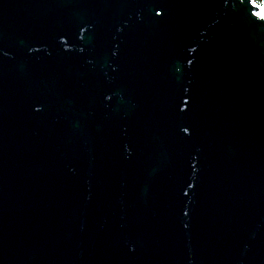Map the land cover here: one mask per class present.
<instances>
[{
	"label": "water",
	"instance_id": "obj_1",
	"mask_svg": "<svg viewBox=\"0 0 264 264\" xmlns=\"http://www.w3.org/2000/svg\"><path fill=\"white\" fill-rule=\"evenodd\" d=\"M259 10L0 0V264H264Z\"/></svg>",
	"mask_w": 264,
	"mask_h": 264
},
{
	"label": "snow or ice",
	"instance_id": "obj_2",
	"mask_svg": "<svg viewBox=\"0 0 264 264\" xmlns=\"http://www.w3.org/2000/svg\"><path fill=\"white\" fill-rule=\"evenodd\" d=\"M250 3L253 8L260 9L259 11H256L252 13L258 20L264 21V0H261L260 3H257L256 0H250ZM187 103V101H185Z\"/></svg>",
	"mask_w": 264,
	"mask_h": 264
},
{
	"label": "flooded vegetation",
	"instance_id": "obj_3",
	"mask_svg": "<svg viewBox=\"0 0 264 264\" xmlns=\"http://www.w3.org/2000/svg\"><path fill=\"white\" fill-rule=\"evenodd\" d=\"M256 2H257V3H260V2H261V0H256Z\"/></svg>",
	"mask_w": 264,
	"mask_h": 264
}]
</instances>
